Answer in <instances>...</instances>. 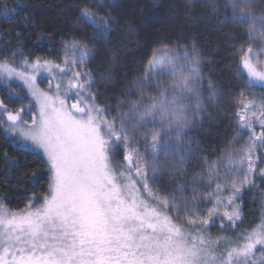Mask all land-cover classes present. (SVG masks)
Returning a JSON list of instances; mask_svg holds the SVG:
<instances>
[{
	"label": "snow or ice",
	"instance_id": "1",
	"mask_svg": "<svg viewBox=\"0 0 264 264\" xmlns=\"http://www.w3.org/2000/svg\"><path fill=\"white\" fill-rule=\"evenodd\" d=\"M226 6L229 22L246 25L249 40L239 55L245 90L235 101L237 126L249 135L234 147L243 139L238 132L217 160L205 158L200 172L167 195L154 191L150 179L165 169L186 176L187 157L200 146L183 136L219 99L215 90L203 97V61L194 46L154 48L144 75L126 85L110 118V108L92 91L95 79L86 61L93 49L87 43L65 42L61 62L0 60V81L22 82L30 97L15 111L0 101V124L14 144L42 154L50 173L39 205L35 196L19 210L0 202V264H264V219L235 231L243 219L237 201L257 174L264 179V96L247 91L264 89V60L253 55L255 47L264 50V10L256 12V0H226ZM80 18L102 39L111 30L110 17L91 8L81 9ZM44 73L47 90L38 84ZM121 147L123 162L115 164ZM173 151L181 157L169 164ZM189 184L191 195H183ZM204 202L210 206L199 215ZM216 220L231 234L213 237L208 229Z\"/></svg>",
	"mask_w": 264,
	"mask_h": 264
},
{
	"label": "trees",
	"instance_id": "2",
	"mask_svg": "<svg viewBox=\"0 0 264 264\" xmlns=\"http://www.w3.org/2000/svg\"><path fill=\"white\" fill-rule=\"evenodd\" d=\"M258 1L264 6V0ZM83 8H91L98 17H110L111 30L105 39L81 20ZM230 17L225 0H0V60L19 64L25 57H39L60 62L65 42L75 39L87 43L93 49L86 61L95 79L92 91L98 103L110 108V118L117 112L118 101L125 99L126 85L144 75L154 48L165 44L170 49L194 46L201 54L205 82L212 85L210 91L215 90L219 99L216 104H208L204 119L185 132V141L200 146L196 155L187 157L186 176L177 178L165 169L158 170L154 181L150 179L154 191L167 195L176 191L185 178L190 181L194 173L200 172L205 158L218 159L239 132L235 101L245 90L239 55L249 40L246 25L229 22ZM251 89L264 96V89ZM13 90L0 89V101L9 111L27 101L18 88ZM14 92L16 95H12ZM4 127L0 124V202L10 210H19L35 196L40 198L35 201L37 205L48 192V165L34 151L14 144ZM259 155L264 158V150ZM180 157V152H171L169 164ZM113 162H123L122 147ZM191 187L189 184L183 195L190 196ZM262 194L264 179L257 174L255 185L237 201L242 205L243 219L236 232L250 230L264 219ZM144 196L147 198L146 193ZM208 232L213 237L231 234L227 229L221 231L219 220Z\"/></svg>",
	"mask_w": 264,
	"mask_h": 264
},
{
	"label": "rangeland",
	"instance_id": "3",
	"mask_svg": "<svg viewBox=\"0 0 264 264\" xmlns=\"http://www.w3.org/2000/svg\"><path fill=\"white\" fill-rule=\"evenodd\" d=\"M210 1V0H209ZM226 1V0H225ZM256 3H257V7H256V12L257 13H259V12H261L262 10H264V6H260L259 5V3H261V1L259 2L258 0H256ZM227 7H229V9L231 10V7L230 6H227ZM64 54H65V52H63V55H62V58L61 59H63V56H64ZM253 55L254 56H258V58L259 59H261V60H264V50H262L260 47H255L254 48V52H253ZM61 62V61H60ZM147 67V66H146ZM240 74H243V69L240 67ZM201 75H202V73H201ZM202 77H203V97H204V99H205V96H207L208 97V95H209V92H210V89H209V85L208 84H206V82H205V77L202 75ZM167 79H169V77L168 76H162L161 77V80H167ZM48 83H49V78L47 77V74L46 73H44V74H42L41 75V77L38 79V84H39V87L41 88V89H45V90H47L48 89ZM0 87L2 88V89H6L7 91H9L10 93L12 92V91H14L13 90V87L14 88H18V90H20V92H23L25 95H26V97H27V101H25L23 104H21V105H24V106H27V105H29V101H30V97H28V95H27V89L23 86V84H22V82H20V81H18V80H13V81H10L9 83H7V84H5L3 81H0ZM0 88V89H1ZM204 88H206L207 89V91H208V95H206L205 93V89ZM55 90V82H53V91ZM249 92V94H255L257 97H260V96H262V94L261 93H259L256 89H250V91H248ZM261 94V95H260ZM12 95H16L15 94V92L14 93H12ZM70 103H71V101H70ZM21 105L18 107V108H20L21 107ZM34 104H33V109H34ZM17 108V109H18ZM15 111V110H14ZM25 119H28V120H30L31 119V112H29V113H27V115L25 116ZM4 126H5V124H4ZM152 126L151 125H149V128H151ZM257 132H259L260 131V129H259V126H257ZM187 131V130H186ZM239 133H240V135L243 137V139H241L240 140V142H239V144H236V145H233L234 147H239L240 145H242L243 144V142H244V140H246L247 139V137H248V135H249V133L246 131V130H240L239 129ZM186 134V133H185ZM185 134H184V136H185ZM183 136V137H184ZM12 140V139H11ZM19 146V145H18ZM139 147H140V151L143 153L144 152V144H143V140L141 139V141H140V145H139ZM25 149H27V150H32L31 148H25ZM33 151V150H32ZM179 153V151H176V154H178ZM39 156L41 157V158H43L44 160H45V162L47 163V161H46V159L42 156V154H39ZM217 160V159H216ZM42 202V201H41ZM40 204V203H39ZM39 204H37V205H39ZM203 204V206H202V208H201V212L199 213V215H203V213L205 212V214H206V208L207 207H209L210 205L207 203V202H205V203H202Z\"/></svg>",
	"mask_w": 264,
	"mask_h": 264
}]
</instances>
